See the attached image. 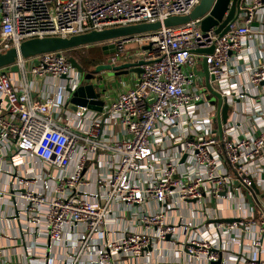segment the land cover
<instances>
[{
    "label": "built area",
    "instance_id": "2783aa9c",
    "mask_svg": "<svg viewBox=\"0 0 264 264\" xmlns=\"http://www.w3.org/2000/svg\"><path fill=\"white\" fill-rule=\"evenodd\" d=\"M200 1L0 0V53L34 37H70L115 26L164 21L170 16L190 14ZM263 5L264 0H252L224 34L215 28L203 31L199 18L185 26H163L153 32L103 42L115 47V52L103 53L107 63L118 65L139 60L145 63L141 65V73H135L130 81L121 82L125 88L120 87L116 93L108 84L105 86L106 77L103 83V77L96 80L99 88L104 85L100 91L104 110L96 112L89 129L83 133L74 130L54 112L51 97H33L27 84H16L3 68L0 69V146L5 141L11 142L16 160L29 155L62 170H66L76 159L75 155L82 151L72 174L59 176L56 195L48 201L46 228L51 241L60 242L65 239L67 229L79 227L76 241L89 252L93 250L101 261L112 257L135 259L152 246L154 238L165 239L177 232L178 226L167 217L177 210L179 203H200L255 184L257 172L253 167L264 153V130L258 135L246 134L239 138L234 135L233 128L226 127L228 121L221 136H210L205 130L197 140L190 135L192 130L197 134L203 131L200 123L210 124L213 117L211 113L200 117L193 107L204 99L205 87L201 90L204 80L193 71L198 59L207 58L211 84L228 98V103L232 101L230 96L244 97L243 92L235 93L230 82V77L237 72L232 65L234 60L243 58L252 21ZM241 18L244 21L240 23ZM148 45L151 47L145 48ZM212 46L214 51L210 54L194 52ZM38 58L31 68L33 74L62 78L66 86L73 89L81 83V74L63 51L40 54ZM263 81L264 64L250 71L252 86L258 87ZM88 111L80 107L76 112ZM106 127L113 131L119 128L120 136L119 131L105 134ZM174 141L182 144L184 153L181 156L165 153ZM89 150L113 153L108 160V172L99 179V193L92 195L99 202L87 199L78 190L83 183ZM44 184L47 189L48 182ZM21 196L30 203L33 212L40 209L45 200L43 194L34 189ZM2 198L0 189V200ZM151 201L158 207L139 213L138 220L147 229L155 227L154 233L130 229L121 237L95 248L93 238L111 216L120 214L114 210L115 205L126 210ZM260 201V228L252 246L264 248V203ZM254 219L255 216L249 221L236 219L221 223L212 222V219L211 222L218 224V230L241 227L246 230L256 224ZM193 225L192 221L185 223L186 228ZM240 230L230 240L220 234V246L208 235L191 237L186 250L197 260L219 264V251L224 243L242 242L244 233ZM237 264H264V259L250 257Z\"/></svg>",
    "mask_w": 264,
    "mask_h": 264
},
{
    "label": "crops",
    "instance_id": "0c3cea01",
    "mask_svg": "<svg viewBox=\"0 0 264 264\" xmlns=\"http://www.w3.org/2000/svg\"><path fill=\"white\" fill-rule=\"evenodd\" d=\"M251 1L246 0L245 8ZM242 21H244L243 18L239 20L240 23ZM38 60V55L21 59L3 69L16 84H27L33 97L37 99L51 97L54 102V112L62 117L63 121L69 122L74 130L80 133L86 132L92 119L97 116V111L89 110L79 114L68 108V86L62 78L56 79L49 74L36 75L31 72V68L37 64ZM263 64L264 5L261 6L252 21L251 32L245 41L243 58L234 60L232 65L237 72L230 77V82L235 93L243 92L245 94L242 98L230 96L232 100L229 103L231 104L230 117L226 127L233 128L236 137L241 138L246 134L258 135L264 130V81L258 87L250 84L251 69L261 67ZM193 71L204 80V86L201 90L205 87L204 99L194 104V110L200 117L206 113H211L213 117L210 116V124L200 123L203 131H198L197 134L196 130H192L190 136L197 140L204 130L210 136H217L219 135L218 122L215 118L217 104L212 102L213 95L205 83L203 58L198 59ZM135 73L137 72H106L96 75V77H103L102 83L106 77L105 86L107 87L108 84L112 88V92L116 93L120 87L125 88L121 82L130 81ZM121 76L124 78L122 79ZM84 77L85 74H81V83ZM118 77L120 80H117ZM93 83L97 86L96 80H93ZM101 87L104 88V85L101 84L100 88L97 86L98 92L102 90ZM209 94L212 97L209 98ZM81 111L84 112L83 109H80ZM189 120L191 121V118ZM197 120L200 122L199 118ZM117 129L113 131L106 127L104 132L105 134H116L119 131V137L121 130ZM0 148V189L3 193V198L0 200V261L2 264H70L73 261L74 264H152L153 262L162 264H213L205 259L197 260L191 256L186 250L187 241L191 237L208 235L215 240L216 246H220V234L226 240H230L232 236L235 237L239 234L240 229H243L244 233L242 236L243 243H224L219 251L221 256L219 264H237L240 260L250 257L257 260L264 259V248L252 246V240L260 228L258 200L264 203V153L254 163L253 169L257 174L255 184L251 188L242 187V190L232 191L223 197L207 199L200 203L181 202L178 204L177 210L170 212L167 217L168 221H172L178 226L174 235H169L165 239L154 238L152 246L142 256L135 259L112 257L103 262L92 249L89 252L76 241L81 228L67 229L65 239L60 242L51 241L46 228L48 201L56 195L57 179L59 176L72 174L82 151L80 150L75 155L76 159L66 170H62L40 162L29 155L16 160L14 157L15 149L11 142H3ZM165 153L181 156L184 149L181 143L174 141L171 142L170 148H166ZM112 154L106 150H98L95 153L88 151L89 159L85 163L83 183L78 186V190L84 193L87 199L99 202V199L92 195L99 193V179L108 172V160L113 157ZM226 165L229 167L228 163ZM21 179L27 180V182L21 183ZM44 181L49 184L47 189L44 187ZM66 187L70 189V186L66 185ZM33 189L40 191L45 198L41 208L35 212L30 209V203L21 196L25 191ZM170 202L171 200L168 201V203ZM157 207L158 204L154 201L132 206L126 210L115 205L114 210L120 214L108 219L101 232L93 238L92 244L98 248L100 243L117 239L130 229L154 233L155 227L147 229L145 225L139 222L138 214L145 210L154 211ZM134 212L136 213L134 214ZM253 216H255L256 224L251 225L246 230L242 227L226 231L218 230V224L211 222L215 218L221 219V223H226L223 221L225 218L249 221ZM187 221H192L194 225L186 228L185 223ZM49 242H51L50 245Z\"/></svg>",
    "mask_w": 264,
    "mask_h": 264
},
{
    "label": "water",
    "instance_id": "95a60500",
    "mask_svg": "<svg viewBox=\"0 0 264 264\" xmlns=\"http://www.w3.org/2000/svg\"><path fill=\"white\" fill-rule=\"evenodd\" d=\"M246 0H201L200 3L187 15H175L166 18L164 21L144 22L130 25H122L106 28L103 30H92L90 32L72 35L70 37L63 36H45L34 37L22 41L18 46H13L6 52L0 53V69L10 66L21 59H27L40 54L65 51L75 49L82 46H89L92 44L103 43L119 37H127L134 34H141L146 32L156 31L163 26L178 27L185 26L187 23L201 19L200 27L203 31L215 28L218 33L224 34L231 29V25L237 22L240 14L245 8ZM151 45L145 46L150 48ZM104 53L115 52L113 44L103 46ZM214 51V46L210 48H203L194 50L195 53L210 54ZM70 61L80 74H85L84 80L75 89L68 87L69 100L68 108L75 110L80 107H86L87 110H94L102 113L104 110V101L100 98V92L97 86L94 85L93 80H100L101 77L96 75L102 72H128L135 71L140 74L142 71L141 65L145 63L144 60L137 62H126L118 65L109 63H101L96 66L92 72H85L82 66L73 57ZM203 67L205 73V83L208 90L213 95L212 102L217 104L216 119L218 122V131L221 136L223 127L227 124L230 117V104L228 98L224 97L222 93L213 88L211 84V77L208 71L207 58H203ZM65 78V76H63ZM107 117V114L104 115ZM184 157L182 161H184ZM225 194V193H224ZM235 218H225V222H233ZM221 219H214L212 222H220ZM51 242H49V245Z\"/></svg>",
    "mask_w": 264,
    "mask_h": 264
},
{
    "label": "trees",
    "instance_id": "16d2710c",
    "mask_svg": "<svg viewBox=\"0 0 264 264\" xmlns=\"http://www.w3.org/2000/svg\"><path fill=\"white\" fill-rule=\"evenodd\" d=\"M87 46L78 47L75 49L63 51L67 56L73 57L77 62L82 66L85 72H92L97 65L103 63L101 57L99 59L89 58V56L83 55L80 50L84 49ZM82 54V55H81Z\"/></svg>",
    "mask_w": 264,
    "mask_h": 264
},
{
    "label": "rangeland",
    "instance_id": "374dc122",
    "mask_svg": "<svg viewBox=\"0 0 264 264\" xmlns=\"http://www.w3.org/2000/svg\"><path fill=\"white\" fill-rule=\"evenodd\" d=\"M103 46H104L103 43L92 44L80 50L79 52H81L83 55L89 56V58L99 59L101 57L102 62L107 63V58L103 56V51H104ZM121 77L122 79L124 78V76ZM117 80H120V77H118ZM216 87L217 86L214 84V88ZM210 97L212 96L209 94V98Z\"/></svg>",
    "mask_w": 264,
    "mask_h": 264
}]
</instances>
